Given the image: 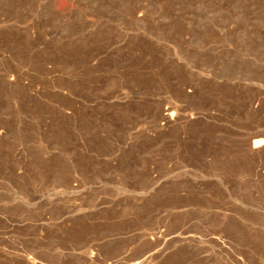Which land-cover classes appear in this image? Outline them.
I'll return each mask as SVG.
<instances>
[{
    "label": "rangeland",
    "instance_id": "1",
    "mask_svg": "<svg viewBox=\"0 0 264 264\" xmlns=\"http://www.w3.org/2000/svg\"><path fill=\"white\" fill-rule=\"evenodd\" d=\"M256 134L264 0H0V264H264Z\"/></svg>",
    "mask_w": 264,
    "mask_h": 264
},
{
    "label": "bare ground",
    "instance_id": "2",
    "mask_svg": "<svg viewBox=\"0 0 264 264\" xmlns=\"http://www.w3.org/2000/svg\"><path fill=\"white\" fill-rule=\"evenodd\" d=\"M178 119H179L178 115L172 112L170 113L169 111H164L161 114V122H160V124L162 123V125L160 126L161 130L167 131V129H169L170 126H173ZM255 137H259V139L255 138V140L252 143L251 156L260 157L262 155V152L259 149L264 147V136L263 134H256ZM32 262L30 261L29 264H35V262L34 263ZM139 262H137L136 264H141V262L140 263Z\"/></svg>",
    "mask_w": 264,
    "mask_h": 264
}]
</instances>
